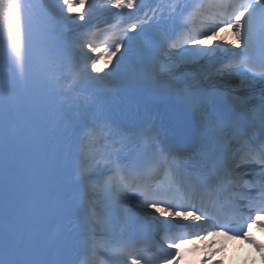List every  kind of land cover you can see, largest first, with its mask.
I'll return each instance as SVG.
<instances>
[{
	"label": "snow or ice",
	"instance_id": "1",
	"mask_svg": "<svg viewBox=\"0 0 264 264\" xmlns=\"http://www.w3.org/2000/svg\"><path fill=\"white\" fill-rule=\"evenodd\" d=\"M261 217L264 0H0V264H185Z\"/></svg>",
	"mask_w": 264,
	"mask_h": 264
},
{
	"label": "bare ground",
	"instance_id": "2",
	"mask_svg": "<svg viewBox=\"0 0 264 264\" xmlns=\"http://www.w3.org/2000/svg\"><path fill=\"white\" fill-rule=\"evenodd\" d=\"M77 11H79L80 9H76ZM111 88H119L121 87L119 80L117 79V81L113 84L110 85ZM262 233H264V230L259 229ZM236 252L234 253V255L230 256L229 258V262L230 264H258V260L257 258L253 257L252 255L243 252L241 253L240 249L235 250Z\"/></svg>",
	"mask_w": 264,
	"mask_h": 264
},
{
	"label": "clouds",
	"instance_id": "3",
	"mask_svg": "<svg viewBox=\"0 0 264 264\" xmlns=\"http://www.w3.org/2000/svg\"><path fill=\"white\" fill-rule=\"evenodd\" d=\"M256 225H257V227L259 228V229H262V230H264V221H262V220H260L259 219V221L256 223ZM250 235V234H249ZM251 236V235H250ZM251 238L253 239V240H256L254 237H252L251 236ZM257 241V240H256ZM257 243H259V242H257ZM260 244V247H259V249H258V251H260L261 253H264V243H259ZM255 246V245H254Z\"/></svg>",
	"mask_w": 264,
	"mask_h": 264
}]
</instances>
